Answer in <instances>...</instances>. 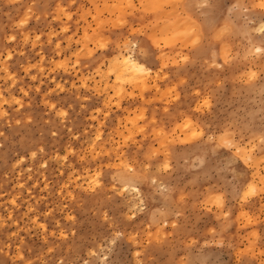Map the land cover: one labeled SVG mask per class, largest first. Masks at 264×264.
Returning <instances> with one entry per match:
<instances>
[{
  "label": "rangeland",
  "instance_id": "rangeland-1",
  "mask_svg": "<svg viewBox=\"0 0 264 264\" xmlns=\"http://www.w3.org/2000/svg\"><path fill=\"white\" fill-rule=\"evenodd\" d=\"M127 2L77 0L80 5L77 8L73 6V0H0V53H11V59L0 64V69L5 66L8 69L7 72L0 70V94L9 101H21L20 105L9 103L0 107V112L8 113L0 117V264L4 261L12 264L18 249L25 260L42 264L69 257L70 253L72 259L88 258L89 251L97 252L96 259H102L103 255H109L110 247L114 249L110 259L121 264H137L138 259L163 262L173 255L193 259L197 254L213 264H237V245L243 242L241 230H231L232 249L222 248L213 243L209 232L213 218L205 215L194 223L191 234L173 238L172 217L164 219L162 224H151L148 210L161 209L162 202L158 195L149 196V193L172 189L174 198H179L180 191L189 198V193L198 194L209 184L229 178L233 171L241 176L247 172L251 178V171L237 158L236 149L239 148L241 153L252 152L253 149L259 152L264 138V51L256 52L257 48L264 50V40L261 33L254 31L259 27V10L247 8L248 4L259 0H239L245 7L233 14V30L228 41L231 55L228 65L221 68L210 66L211 51L216 48H210L208 44L215 32L195 17L192 23L194 30L201 31L203 47L189 53L190 61L181 58L188 54L180 44L183 37L165 39L174 36L173 29L182 31L179 28L182 21L166 23L177 21L182 15L180 10L172 7L176 0H160L163 3L156 11H137V20H144L147 24V17H152L154 30L164 32L159 39L167 69L157 80L160 61L153 59L150 79L155 88L149 86L142 93L138 92V100L139 95H143V100L138 103L123 100L116 107L114 95L101 84L103 80L104 84L115 86L114 76L108 81L106 77L96 75L94 62L92 66L83 65L79 71L84 76H92L86 82L87 87H83L78 71L68 66L67 71L53 72L51 61L64 58L63 49L68 45L69 37L71 47L76 48V41L93 25L91 17L116 20L129 11L121 7ZM134 2L139 5L155 1ZM160 2L156 3L159 5ZM202 2L212 3L213 0ZM32 3L39 5L33 8L34 16L28 24L16 28L27 11L24 5ZM68 16L73 19L69 20ZM222 26L223 21L216 23L215 30ZM137 27H140L139 23ZM62 28L69 30L67 35L61 31ZM7 35H15L16 40L8 41ZM37 35L40 36L39 41L35 40ZM24 36L28 37L27 41ZM57 43L61 45V52L54 55ZM214 43L220 46L219 41ZM222 61L221 55L217 62ZM100 71L106 73L107 69L101 68ZM252 73H256L254 79L250 78ZM137 77L135 81L143 79L142 74ZM57 84L62 90L53 91ZM123 87L128 90L130 86L125 83ZM169 88L176 89L177 102L169 98ZM106 99L111 100L112 107L110 115L103 118ZM205 99L208 106H204ZM53 104L55 109L51 107ZM138 109L150 121L155 120L156 126H149L146 137L136 134L137 143L129 144L126 151H112L110 160L107 155L97 157L104 161L101 185L96 191H90L89 182L98 168L94 161L87 159L91 155V150L85 153V149H89L87 142L97 130L105 139L112 137L122 141V134L131 132L130 122L135 119ZM58 111L67 115L60 117ZM193 132L202 135L193 137ZM225 140L232 145L231 148L224 146ZM108 147L101 145L105 153H108ZM149 147L155 150V156L149 164L141 165L140 161ZM96 151L99 152L100 148ZM66 154L67 160L64 159ZM81 154H85L83 161ZM165 162L169 170L163 169ZM121 163L128 164L137 172L144 169L145 182L139 185V191L136 183L121 186L119 179H113L123 170L117 167ZM226 165L229 170L220 171ZM120 192L126 195L121 196ZM141 199H147L146 211H136L135 222L122 225L131 235H139V241L125 239L113 246V228L104 222L102 211H108L121 226L124 215L130 209L135 210ZM157 230L160 239L166 243H155ZM50 247L53 248L51 253L48 252ZM137 251H141L139 258ZM255 251L258 257L261 248L257 246Z\"/></svg>",
  "mask_w": 264,
  "mask_h": 264
},
{
  "label": "snow or ice",
  "instance_id": "snow-or-ice-1",
  "mask_svg": "<svg viewBox=\"0 0 264 264\" xmlns=\"http://www.w3.org/2000/svg\"><path fill=\"white\" fill-rule=\"evenodd\" d=\"M73 6L79 8L80 5L77 0H73ZM39 7L38 4H26V12L23 14V18L19 19V23L15 25L16 28H22L24 25L28 24L30 18L34 16L33 8ZM59 7V6H58ZM121 7L129 10L124 15L118 17L116 20H106L104 18H98L96 16L91 17L93 25H90L88 29L84 32L83 36L76 41V48L71 47V37H69L68 45L63 49V57L59 61L53 59L51 61V70L53 72L63 69L68 70V66H71L73 70L78 71V75H81V83L83 87H87V81L92 79L91 75L84 76L80 69L83 65L92 66L93 62L96 65V75L106 77L108 81H111L114 76L116 79V85L104 84L103 80L101 84L105 87L107 92L114 95L117 100L116 107L120 106V101L129 100L133 102H139L143 100V95H139V100L137 99V93H142L144 89L149 86L155 88L151 82V62L153 59L160 61L159 70L156 73V78L163 75L164 71L167 69V64L163 61L165 60V53L161 47L159 37L164 35V32H156L155 25L152 23V17H147L148 23L145 24L144 20H137L135 16L137 11L143 12L147 10L156 11L160 5L156 3H140L137 5L134 0H128L126 4H122ZM173 8L180 10L182 15L177 18V21H169L166 23H179V28L182 31H174L173 37H165V39H174L175 36L183 37L180 40V44L187 50V55H182L184 61H190L189 53L196 48L203 47L201 40L203 39L201 31L199 29L194 30V25L192 23V18L195 17L196 20L201 21V24L206 26L210 31H214L215 34L209 40L208 47L216 48V50L211 51V67L221 68L222 66L228 65V57L231 55L229 51L228 41L231 39V34L233 30L232 18L233 14L236 13L237 9L245 7L239 0L233 2V0H213L212 3H205L202 0H176L172 5ZM248 10L252 11L255 9L259 10V27H255L254 31L261 33V39L264 40V0H259L258 3H251L247 5ZM63 11V9H61ZM39 19L40 17H35ZM69 20L73 19L72 16L67 17ZM99 19V23L96 21ZM245 22L247 23V18L245 17ZM223 21V26L216 31L215 24ZM139 23L140 27H137ZM158 23V21H157ZM79 27V22L77 28ZM62 32L67 35L68 29L62 28ZM77 35L79 33L77 32ZM62 39L61 37H57ZM6 39L10 42L16 40L15 35H7ZM25 41L28 40L27 36H24ZM36 41L40 40V36L37 35ZM133 41H136L133 44ZM219 41L220 46H217L214 42ZM35 43V42H34ZM127 49V52H125ZM123 52L127 57L121 61L120 57L113 56V53ZM261 48H257L256 52H262ZM61 52V45L56 44V53ZM131 52L132 56L128 57L127 53ZM222 55V63H218V57ZM84 57V59H81ZM112 57L111 60L108 58ZM11 59V53L7 55L0 53V64H4L5 61ZM130 60L135 61V69L137 72L141 73L143 79L139 81L134 80H123L122 77L124 73L122 68L129 63ZM41 62H43V57H41ZM175 63L174 61H170ZM30 67H38V65H31ZM107 69L106 73H102L100 69ZM7 72V67L0 69ZM27 72L28 69H25ZM256 73H252L250 78L254 79ZM32 79H36L35 76ZM167 79V77H165ZM127 83L130 87L126 90L123 84ZM182 83V82H181ZM75 87V85H73ZM62 90L61 85L57 84L55 90ZM23 91V90H22ZM39 91V89H36ZM158 92L159 90L156 89ZM169 98L179 100V96L176 93L175 88H169L168 90ZM24 95H27L25 92ZM47 95V93H46ZM85 99L88 98L87 93L84 94ZM106 107L103 108V118L110 115L111 110V100L106 99ZM15 103L20 105V100L13 99L9 101L0 94V107L5 104ZM204 106H208V100H204ZM55 109V105H51ZM99 112L100 109H97ZM138 114L135 119L130 123L132 124V130L129 134H122V141L113 140L112 137H107L106 139L97 130L93 136L87 142L89 149H85V153L91 150V155L87 157L89 161H94L97 165L98 170L92 176L89 182V190L96 191L101 185V175L104 168V161L102 159H97L99 156L107 155L109 160L111 159L110 153L112 151L124 152L127 150L129 144H135V135L139 134L141 137H146V131L151 126L154 128L156 126L155 120H149L144 116L143 112L139 109ZM167 112V109H165ZM7 112H0V117L7 116ZM57 115L60 117H65L67 115L64 111H58ZM93 120L96 119L95 116L92 117ZM19 123V121H18ZM187 127V125H185ZM202 135V133L193 132L192 136L197 137ZM212 139V137H209ZM101 145L109 146L108 153L104 152ZM225 147H232L228 141H224ZM100 148L97 152L96 149ZM42 151V149H41ZM237 158L241 159L246 167V169L251 171V178L247 176V172L243 176L240 173L233 171L229 178H222V182L218 180L215 184H209L207 189L201 190L198 194L189 193L188 197L180 191L179 198H174L172 196L170 204H165L163 209H157L151 215V224L159 225L163 223L164 219L172 217V234L173 238L177 235H188L191 234V229L194 223L198 221L201 217L205 215L211 216L214 220L213 226L210 228L209 232L212 237L213 243L220 247H227L232 249L234 246L232 229L237 228L243 232V242L237 247L239 251L237 255V264H264V138L261 139L260 150L255 152L241 153L239 148L236 149ZM255 152V155H253ZM75 155V153H72ZM33 156L36 155L35 152L32 153ZM155 156V150L149 147V150L144 153V159L140 161L141 165H147L152 161ZM120 158L119 156L117 157ZM65 160L68 159L66 154ZM81 161L85 160V154L80 155ZM203 163V162H202ZM231 164V161H229ZM112 165L109 164V167ZM117 167H122L126 173H128L132 178L125 179L121 182L123 184L136 183L137 191H139V185L144 183V169L142 168L140 172H137L134 168L129 167L128 164L121 163ZM164 170H169V165L167 162L163 164ZM229 168L226 165L220 171H228ZM259 170V171H257ZM117 177L114 176L115 180ZM154 183V182H153ZM172 191V189H169ZM121 196L126 195L125 192H120ZM153 193H149L152 196ZM147 203V199H141L136 204V209L126 213L123 220L120 222L121 226L117 225L115 218L111 217L108 211H102V217L106 224H111L114 234L111 237V244L113 246L118 245V243L123 242L127 239L130 242H138L139 235L133 236L126 232L122 225L129 221L135 222V212L136 211H146L144 205ZM166 210V211H165ZM158 217H163L159 219ZM71 219V217H69ZM43 228V225H40ZM156 244H164L165 240L160 239L159 231L156 232ZM151 232L149 231V243H151ZM259 246L261 251L257 257L256 247ZM139 247V244H138ZM113 247L108 249L109 255H103L102 259H96L97 252L89 251L88 258L81 256L79 259H72L69 257L58 258L51 261L42 262V264H121L116 260L110 259L113 254ZM185 251H189V248H185ZM48 252H53V248H49ZM102 254V253H101ZM137 257L141 256V251H137ZM63 256V253H61ZM248 257H253L249 259ZM3 264H9L8 261H4ZM12 264H34L33 261L25 260V258L20 255L19 249L16 253V259ZM137 264H213L212 261L203 259L197 254V258L189 259L187 256H181L177 258L175 255L170 256L166 261L152 260H142L138 259Z\"/></svg>",
  "mask_w": 264,
  "mask_h": 264
},
{
  "label": "bare ground",
  "instance_id": "bare-ground-1",
  "mask_svg": "<svg viewBox=\"0 0 264 264\" xmlns=\"http://www.w3.org/2000/svg\"><path fill=\"white\" fill-rule=\"evenodd\" d=\"M153 2L154 3H156V2L158 3V2H160V0H153ZM162 3L160 2L159 5L162 4ZM117 55L120 57L121 61H123L124 59L127 58L124 55L123 52H117L114 56H117ZM127 55H128V57L132 56L131 53H127ZM122 72L124 73V75L122 77L123 80H126V78H127L128 80H134L135 81L136 78L138 79V77H137L138 74H141V73H139V72L136 71V69H135V61L134 60H130L129 63L122 68ZM134 191H136V190H134Z\"/></svg>",
  "mask_w": 264,
  "mask_h": 264
},
{
  "label": "clouds",
  "instance_id": "clouds-1",
  "mask_svg": "<svg viewBox=\"0 0 264 264\" xmlns=\"http://www.w3.org/2000/svg\"><path fill=\"white\" fill-rule=\"evenodd\" d=\"M117 178L119 179L120 182H122L125 179H131L132 177L125 172V170L123 169L122 171L117 173ZM153 195L152 196H159L161 202H162V208L164 207L165 204H170L172 196H173V192L169 191V190H165V191H153L152 192ZM150 212V215H152L153 212H156L157 210H148Z\"/></svg>",
  "mask_w": 264,
  "mask_h": 264
}]
</instances>
